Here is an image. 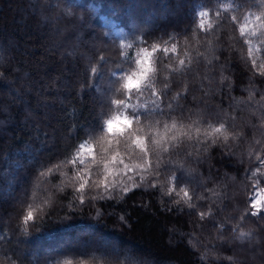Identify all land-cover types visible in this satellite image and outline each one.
I'll return each instance as SVG.
<instances>
[{"label":"trees","instance_id":"obj_1","mask_svg":"<svg viewBox=\"0 0 264 264\" xmlns=\"http://www.w3.org/2000/svg\"><path fill=\"white\" fill-rule=\"evenodd\" d=\"M56 4L69 12H56ZM202 11L208 15L199 18L200 29ZM255 16L264 17V0H0V260L6 253L17 264H117L134 254L145 264H264V249L252 252L234 239L241 232L264 237V215H245L254 211L248 198L264 190L257 160L264 159V20L253 24ZM156 45L168 51L149 58L152 86L131 97L117 91L123 73L139 71L141 49ZM161 96L166 113L168 104L175 109L170 116L154 114ZM116 99L124 104H112ZM134 112L147 113L133 128L144 129L137 134L151 160L164 156L158 177L141 173L158 187L117 165L108 177L115 191L97 188L99 162L113 152L125 163H144L124 138L113 137L111 146L100 140L104 120ZM173 122L191 125L195 139L182 138L165 154L148 137L160 140ZM221 123L232 133L226 142L213 131ZM81 142L94 145L97 163L87 154L83 165L69 163ZM257 167L260 177L250 180ZM84 168L90 174L80 204L76 173ZM171 187L172 196L164 195ZM100 196L106 198L92 199ZM30 208L34 220L25 232Z\"/></svg>","mask_w":264,"mask_h":264},{"label":"snow or ice","instance_id":"obj_2","mask_svg":"<svg viewBox=\"0 0 264 264\" xmlns=\"http://www.w3.org/2000/svg\"><path fill=\"white\" fill-rule=\"evenodd\" d=\"M242 6V5H241ZM208 15L207 12H199L197 13L198 19L200 17ZM247 17H245V23L240 25L239 32L241 36H244L246 34V29L249 27L247 23ZM233 23L236 22V18H232ZM264 20V17L262 16H255L253 24L257 21ZM198 27L200 29L204 28V21L202 19H199ZM247 43H251V41H248ZM122 47L124 45H121ZM127 47L132 48L133 46L131 44L127 45ZM157 51H164L167 52L168 49L164 48L161 49L160 45L154 46L151 51L147 48L141 49V56L139 59L135 61V63L139 66V71L133 72L131 74H125L123 73L121 75L122 83L120 84V87L117 89V91L123 90L126 94H128L129 97L133 94V92H139L141 91L145 86L151 87V84H148L147 82L150 80V73L152 72L151 67L149 66V58L153 55V53ZM172 52L176 51V46L173 45ZM251 55V49L249 48V56ZM180 64H184V60L180 61ZM252 67H256V62L252 61ZM96 69L93 68L91 71H95ZM260 76H264V71L258 73ZM166 94V92L164 93ZM179 96L187 97V92L178 94ZM161 99V106H158L154 110V114L156 116H163V115H169L171 114V111H175V109L172 108L171 104H168L167 107L170 110L168 113L165 112L163 105V96L160 97ZM112 104L116 106H121L124 104V100L116 99L112 101ZM147 115L146 112H134L132 114H125L123 116L116 115L109 119H106L103 121V130L102 132L104 135L100 138V140L107 145L111 146L113 144V137H122L124 138L127 147L132 148H138L140 150L139 155L137 159L144 161V163H125L124 159L121 157V154L119 151L113 152L110 157H106L102 159L99 163L103 164V172H104V178L102 181L98 182L96 184L97 188H100L101 185L103 186V189L108 191L112 190L115 191V188L109 183L108 177L110 175H113L117 168V165H122L123 167L119 169L121 173L124 172H134L137 174L141 173H151L153 176L158 177L159 176V169L161 165L164 164V156L160 155L157 157L156 161L153 162L150 158L149 150L145 144V137L138 135V132H142L143 128H133V122L140 123L141 117ZM159 123V121H157ZM165 129V136L162 137L160 140L152 139L151 136L148 138L152 140V143L161 146L162 153H168L170 149L176 150L179 148L180 144L183 142L182 138H186L188 141H193L195 138L193 136V129L192 126L189 125L187 128L183 124H180L179 127L177 123L173 122L171 126L169 127L168 124H164ZM215 133L220 134L222 136L223 141H227L229 139V136L232 135V133H229L227 131V127L225 124L221 123L219 127H216L213 129ZM194 132L196 133V136L198 137L201 129L195 128ZM233 138H235L233 136ZM130 141V143H127ZM213 143L216 141L213 140ZM117 145L120 144V140L117 139L115 141ZM109 151L108 148H104V152L107 153ZM87 154L88 157H90L93 161V163H97L96 157L94 155V145L87 144L84 142H81L78 145V150L76 151L74 158L69 161L70 164L76 165L77 162H79L81 165L85 163V159L82 158ZM189 158L193 156L192 153H188ZM257 160L259 164H264V159H260L259 156H257ZM197 163H200L198 154H197ZM58 165H53V168H57ZM53 168H49L47 172L41 173V175H47L48 173H51L53 171ZM90 174L89 168L81 169L79 172L76 173L77 178L80 180V183L78 187L75 189L77 193H79L78 200L80 204L85 203V188L88 184V180L86 179V176ZM260 168L257 167L254 172L250 171L249 179L260 177ZM172 181L176 184H178L181 179L178 175L173 174L171 177ZM141 182H149L150 188H157L158 185L153 182L149 181V177L146 175L141 174L140 175ZM260 183V180L257 179V183L253 186L254 188H258ZM136 188H140V185H135ZM124 194H127L129 192V189L127 187H124L122 189ZM175 191V187H171L168 189L164 195H167L169 197L172 196L173 192ZM180 191L183 193V199L184 202L188 204L189 208H193V204L190 203L192 200V197L189 196V191L187 188L182 187ZM264 191V190H262ZM193 194L196 196V199H204V197L196 194L195 189H193ZM105 199L106 197L100 196V197H92V199ZM110 198V197H107ZM249 208L253 209L254 211L246 212L245 215L247 216H257V215H264V195L261 194V191H258L255 196H250L249 198ZM47 203V202H45ZM100 213H98L99 215ZM201 219H203L207 213H200L199 214ZM243 219V217L241 218ZM34 220L33 216V210L30 208L26 215L23 216V231H27V226L30 221ZM121 222L123 221V218H121ZM223 228V226H221ZM232 232L236 233L238 232V228H232ZM234 239L246 241L245 245L246 247H249L252 252H256L258 249H264V237H261V239H255V235L252 232L248 233H239L238 236L234 237ZM5 260H0V264H17V261L12 259L11 257H7V254L5 253ZM260 259L264 261V252L261 253ZM48 264H91L90 260L88 259H78L74 261L73 259H57L52 258L48 261ZM117 264H145V260L142 257H138L134 254H126L123 256V258H118Z\"/></svg>","mask_w":264,"mask_h":264},{"label":"rangeland","instance_id":"obj_3","mask_svg":"<svg viewBox=\"0 0 264 264\" xmlns=\"http://www.w3.org/2000/svg\"><path fill=\"white\" fill-rule=\"evenodd\" d=\"M56 8H58V4H56ZM63 10V11H62ZM69 10H70V8L69 7H65L64 8V6L63 7H61V6H59V8L57 9V11L56 12H62V13H64V12H69ZM263 192H261V194H262Z\"/></svg>","mask_w":264,"mask_h":264},{"label":"water","instance_id":"obj_4","mask_svg":"<svg viewBox=\"0 0 264 264\" xmlns=\"http://www.w3.org/2000/svg\"><path fill=\"white\" fill-rule=\"evenodd\" d=\"M262 195H264V191H263Z\"/></svg>","mask_w":264,"mask_h":264}]
</instances>
